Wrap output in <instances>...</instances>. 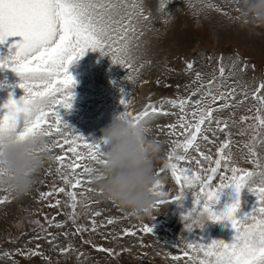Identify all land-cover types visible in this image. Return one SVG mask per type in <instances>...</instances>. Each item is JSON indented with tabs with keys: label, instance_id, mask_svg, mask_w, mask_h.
I'll use <instances>...</instances> for the list:
<instances>
[{
	"label": "snow or ice",
	"instance_id": "snow-or-ice-1",
	"mask_svg": "<svg viewBox=\"0 0 264 264\" xmlns=\"http://www.w3.org/2000/svg\"><path fill=\"white\" fill-rule=\"evenodd\" d=\"M234 2L239 4V0ZM144 7L142 0H0V44L12 37L19 38L10 45L15 48V53L0 61V70L16 73L20 77L17 86L24 92L19 100H12L10 96L8 101L0 106V135L11 133L15 134L17 139L40 135L51 138L50 151L60 150V154L56 155L54 160L57 163V175L66 187L57 188L54 185L51 191L40 193V198L47 200L58 194L67 197V206L71 211L66 215L75 227L73 235L95 233L99 227L112 225L115 221L108 218L106 224L102 222L98 225L95 217L101 213L96 211L92 213L90 226L77 223L81 215L77 209L89 207L84 203V199H87L86 193L96 190L91 187L79 193L75 190L82 188L84 184H93L92 177L98 167L91 165L100 166L105 161L104 152L101 151L102 143L87 142L84 137L75 134L59 115L61 109L67 111L72 106L71 89L75 85L68 68L82 58L86 51H97L101 56H108L113 64L123 67L127 73L126 79L132 80L131 51L137 31L136 25L140 20L150 19L149 15L145 14ZM164 7L165 4L162 3L160 10L163 11ZM204 7L220 11L211 3H204ZM237 10L239 11V8ZM186 68L191 71L193 64L187 63ZM219 72L222 78L223 67ZM200 80L201 75L197 73L193 82ZM214 82L215 77L206 85L201 83L187 98L177 97L160 101L161 105L167 103L181 113L177 123L166 127L170 129L169 135H176L177 127L183 129L180 133L183 140L172 141L164 167L155 172L157 179L152 191L157 200L153 209L174 201L180 202L187 194L185 189H193L192 210L183 217L185 230L191 232L194 228L203 229L204 226L194 227L192 218L196 215H205L208 222L228 221L235 233L229 244L223 241H213L211 244L188 241L183 248L178 246L176 249L181 254L169 257L176 264H264V162L256 151L258 143L264 144V95L260 94L264 90V82L252 93V99L258 105L255 115L241 116L239 120L241 124H246L239 134L251 133L250 140L244 147L247 148V162L253 165L252 170L237 166L231 153V133L227 131L229 122L214 115L230 107H236L244 101H238L236 105L231 103L236 95L234 88L212 93L211 86ZM204 88L209 90L203 92L200 98L193 102L191 97L200 94ZM242 94L247 99V92ZM190 103L193 110L188 112L187 106ZM121 105L124 111L120 118L132 126L153 117L170 114L163 112L161 107L147 104L141 112L134 115L128 110V95L121 99ZM189 116L191 120L188 119ZM249 120L252 123H247ZM235 122L233 120V123ZM213 124L215 128L212 127ZM207 131L213 132V135L220 132L225 135L224 141L216 150L215 158L201 152L197 143L198 139L213 142L203 134ZM189 150H194L200 157L191 158L195 160L199 171L181 166L190 163ZM201 160L205 161L208 167H203ZM165 169L169 170L178 187L176 195L171 198L163 191L164 184L159 179ZM217 178L218 183H214ZM197 188L198 191H195ZM226 189H232L237 197L241 189H246L255 198L252 211L238 219L236 217L240 208L238 198L223 211H216L215 206L220 203L221 195ZM8 202H10L8 196L0 198V205ZM60 204L61 201L56 199L54 204L48 206L58 208ZM45 219L50 227L65 226L62 222H54L55 217L51 220ZM41 227L43 228V225ZM138 231L149 235L152 234V227L141 225ZM63 235L67 236V233ZM122 235L136 236V231L124 230ZM54 240L55 236L48 240V243L53 244ZM82 242L92 243L91 240ZM95 250L107 253L111 257L120 255L113 249L96 247ZM70 251H74L72 246L60 249L62 255ZM17 254L25 255L26 258L43 255L38 250L24 253L19 249ZM11 255L7 251L3 253L5 257L11 258Z\"/></svg>",
	"mask_w": 264,
	"mask_h": 264
},
{
	"label": "rangeland",
	"instance_id": "rangeland-1",
	"mask_svg": "<svg viewBox=\"0 0 264 264\" xmlns=\"http://www.w3.org/2000/svg\"><path fill=\"white\" fill-rule=\"evenodd\" d=\"M206 1V0H205ZM201 2V0L188 1L189 5L186 7L183 6L180 14L175 12V6L180 4L177 1H174L171 4V18L166 21L164 28L161 30L160 40L157 44L158 51H164L167 49L168 53L172 56L176 54L178 58V64L187 61H191V58L187 55L192 53L193 51L199 49V43L207 44L209 48H220L227 50H233L238 53L245 55L246 57H251L253 59H257L261 64L264 65V25H254L250 22H247L240 13V9L242 5L237 6L238 10H233L229 8L228 4H224L223 9L220 11H216L212 8L204 7V3L210 2ZM222 3L212 4L214 6ZM220 6V5H219ZM217 7V6H216ZM163 14V13H162ZM157 15V14H156ZM164 15V14H163ZM165 16V15H164ZM158 20L163 22V17L158 15ZM89 53L94 55L95 59L99 57H103L97 51H89ZM184 54V56H183ZM186 58V59H185ZM199 63L202 62V52L197 54L195 57ZM247 59V58H246ZM237 63H231L227 67L224 68V74L221 78L218 77L217 81L213 83L214 88L220 91H227L229 89L236 90V97L232 100V104L236 105L238 101L243 100L242 104H239L236 107H230L222 112H217L214 115L221 119H229V112L232 114L229 122V128L233 127V133L246 127V124H241L239 122L241 116H254L257 108V102L252 99L253 91L258 87L257 85L250 86L255 83V81L248 82L247 81V70L246 67H236ZM247 66V63H246ZM213 67H209V75L212 77ZM245 77L243 80L240 77L241 75ZM96 76H102L103 80L98 81L92 86V97L86 103L87 105V117L84 116V113L80 115V111H60V117L71 129L74 130L75 134L84 137L87 142L93 143L97 142L100 139L101 130L105 128L107 125L111 123V121L120 116L124 111L123 106L121 105V99L128 95L129 100V111L134 106V104L138 105V107L144 108L145 105L151 104L149 100L152 96V92L148 90V94L144 97V99L139 100L133 97V90L131 87H128V82L123 79L117 77L116 73L113 72L109 67L97 68L95 71ZM264 77V73L261 74ZM15 81L13 80V76L9 72L3 73L0 86L12 85ZM247 85V89L244 90L243 85ZM212 85V86H213ZM185 87L186 85H181ZM174 80L172 83L165 87V91L172 90L173 95H176L180 98H187L190 94H179L177 92V88L181 87ZM197 85H195L196 87ZM191 89V87H188ZM1 90V89H0ZM247 92V99L244 98L242 93ZM214 93V94H215ZM261 95H264V90L261 91ZM202 95V94H201ZM239 96V97H238ZM200 98V94L196 96H192L191 99L194 102L195 100ZM7 100L4 98V93L0 92V106L5 104ZM103 104H109L106 108H101ZM159 104H156L158 106ZM168 107H165V112L170 113L169 115H160L157 117L150 118L148 122L145 124L152 130L150 135L154 133L153 136H149L150 139L154 140L156 143L160 145V153L167 157L169 150L172 147V141L174 140H183V136L180 133L183 132V129L177 127L175 129L176 135H169L170 129L166 127L167 125L175 124L179 120V116L181 113L177 108L171 107L167 104ZM253 109V112L250 111ZM193 110V105L190 103L187 106V111L191 112ZM246 110V112H239ZM108 111H113L111 113H107ZM136 111V110H135ZM164 112V111H163ZM191 120V116L188 117ZM233 120L236 121L233 123ZM251 120L247 121L249 123ZM215 128V125H212ZM209 137V140H212V143H208L202 139H198L197 143L200 145V151L207 154L212 155V153L216 152L217 148L224 141L225 135L224 133H216L213 135V132L207 131L203 133ZM55 138V137H53ZM234 141L232 142V152L233 158L238 159V155L234 153L233 150ZM101 151H106L104 145H101ZM53 159L52 161L46 163L44 167L40 170L36 184L33 189L27 194H37V198L40 197V193L51 191L53 186L55 185L57 188L66 187L63 181L59 178L56 172L57 163L54 160L56 155L60 154L59 149H53ZM198 157V154L194 150H189L188 157L190 159V163L193 166H196L195 160L191 159L193 157ZM247 153L243 152L239 155V160L243 168L252 166V164L247 162L246 159ZM242 156V157H241ZM264 158V156L262 157ZM85 163H90L85 161ZM189 163V164H190ZM188 165V164H187ZM181 164V166H187ZM98 167L97 165H91ZM67 171V170H65ZM170 172L163 173L159 179L164 184L163 191L168 193V198L172 197L173 185L169 181L168 177ZM40 178H43V181H40ZM85 179H87L85 177ZM96 189L94 184H84L82 188H79L80 192L86 190L87 188ZM193 189L186 188L184 198L180 202H172L168 205H165L162 208L160 205L157 209H153L151 214H146L144 216H133L127 211L121 209V217L123 218L122 223H116L112 228L104 230L98 228L96 233L84 232L80 235H73L75 230L73 228L74 225L71 221L67 219V213L71 211L68 206L63 207H49V204H54L56 199L60 201L64 200L66 196L64 194L54 195L47 202L48 208L47 210L53 213L52 218L55 217L54 222H62L64 223L63 228L50 227L48 223H46V219L48 215L38 216L31 212L28 209H19V205L29 203L26 200V196L22 198L15 199L10 196L5 191H0V198L4 196H8L10 202L0 205V228H6L7 226L18 225L19 223H23L12 235L0 237V264H46L44 262L40 263L37 259L34 258L35 261L24 259L18 255H13L12 250L16 246L25 247L31 245L34 241L41 247L45 249H61L66 246H72L74 251H70L67 254H60L55 257V261H49L47 264H98L101 261L102 254L97 252L94 248L98 243L99 239L96 235H102L106 231L109 235L115 232L117 235L120 232V227L131 224L137 220L142 221L143 223L151 221L153 222L152 226V235L154 236L153 243H150L151 251L154 255H158L159 253H173L174 251L170 248H183L186 243H203L209 244L205 241V236L208 235L209 232V222L208 225L203 229H199V231L193 229L191 232L185 230V222L183 217L191 212L192 205L189 202L188 195L192 194ZM98 191L95 192H87L86 194H93L91 196H87V199H84V203L88 204V209L78 208L77 210L81 213L77 223L83 224L86 226L89 225V221L92 219V213L101 210L103 215L113 214L115 211L112 206H115L114 203L108 202V200L104 199L101 195L97 194ZM83 199V198H81ZM31 203V202H30ZM67 205V203H66ZM254 202L247 203V206H253ZM69 210V211H68ZM45 211V212H48ZM250 211H248L249 213ZM43 218V227L48 232L53 231L52 234H56L58 237L55 238L53 244H48L38 239V232L43 231L40 228H32L31 226L35 224L38 218ZM102 216L95 217L97 224L99 225L102 222ZM28 229V230H24ZM136 231V236H126L121 237L118 241L111 243L109 247L114 249L115 244L119 248L120 253L119 256H116L115 259L119 257H123L122 264H136L134 259H129L130 256H135L137 249H139L140 245L144 240V236ZM63 233H67V236L63 235ZM25 239V242L23 240ZM29 240V242H27ZM83 240H91V244H85ZM27 242V243H26ZM55 245V247L53 246ZM127 249L128 251H125ZM11 253V258L3 256L4 252ZM82 254V255H81ZM79 257V258H78ZM130 260V262L128 261ZM141 262L138 261L137 264ZM158 264H175L173 261H163L161 258L157 259ZM114 264H117L116 261Z\"/></svg>",
	"mask_w": 264,
	"mask_h": 264
},
{
	"label": "clouds",
	"instance_id": "clouds-1",
	"mask_svg": "<svg viewBox=\"0 0 264 264\" xmlns=\"http://www.w3.org/2000/svg\"><path fill=\"white\" fill-rule=\"evenodd\" d=\"M241 5V16L247 22L264 25V0H241ZM149 136L150 129L144 123L132 126L120 116L114 118L101 130L105 162L92 177L95 190L104 199L137 217L151 214L157 200L152 188L160 145ZM51 147V138L40 135L23 139L11 133L0 135V190L15 199L27 195L40 170L52 161ZM192 223L205 227L208 219L196 215Z\"/></svg>",
	"mask_w": 264,
	"mask_h": 264
}]
</instances>
